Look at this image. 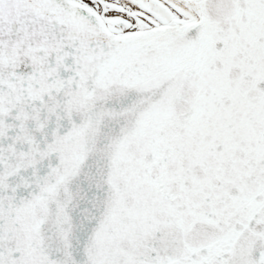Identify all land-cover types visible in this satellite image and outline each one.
<instances>
[{"label":"snow or ice","instance_id":"6c2138e0","mask_svg":"<svg viewBox=\"0 0 264 264\" xmlns=\"http://www.w3.org/2000/svg\"><path fill=\"white\" fill-rule=\"evenodd\" d=\"M0 264H264V0H0Z\"/></svg>","mask_w":264,"mask_h":264}]
</instances>
